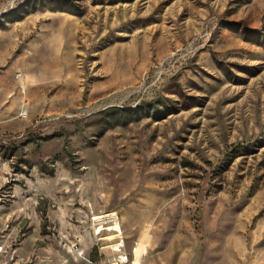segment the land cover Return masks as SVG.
Wrapping results in <instances>:
<instances>
[{
    "label": "rangeland",
    "instance_id": "obj_1",
    "mask_svg": "<svg viewBox=\"0 0 264 264\" xmlns=\"http://www.w3.org/2000/svg\"><path fill=\"white\" fill-rule=\"evenodd\" d=\"M0 142V264H264V0H0Z\"/></svg>",
    "mask_w": 264,
    "mask_h": 264
},
{
    "label": "crops",
    "instance_id": "obj_2",
    "mask_svg": "<svg viewBox=\"0 0 264 264\" xmlns=\"http://www.w3.org/2000/svg\"><path fill=\"white\" fill-rule=\"evenodd\" d=\"M73 229H67L68 232H79L80 236L77 240L78 250H75L73 246H69L65 253L73 258L68 264H86L85 260L88 261L87 264H113L115 262L127 263L120 259V256H124L123 254L125 247L122 246L119 241V232L122 231V228L116 225H90L85 226L86 230H84V234H82V230L80 227H72ZM64 231V230H63ZM119 245L120 250L115 249L117 245ZM96 248V256H98L97 260H92L91 254ZM138 250L137 247L134 248V253ZM77 253H76V252ZM83 256V259L80 256ZM139 263L140 261L135 259L132 261V264ZM143 264V263H142Z\"/></svg>",
    "mask_w": 264,
    "mask_h": 264
},
{
    "label": "trees",
    "instance_id": "obj_3",
    "mask_svg": "<svg viewBox=\"0 0 264 264\" xmlns=\"http://www.w3.org/2000/svg\"><path fill=\"white\" fill-rule=\"evenodd\" d=\"M9 150H10L9 144L5 145V144H2L0 142V156L8 157L11 153V152H9ZM96 252H97V250H96V248H94V250L91 254L92 260L98 259V256H96Z\"/></svg>",
    "mask_w": 264,
    "mask_h": 264
},
{
    "label": "bare ground",
    "instance_id": "obj_4",
    "mask_svg": "<svg viewBox=\"0 0 264 264\" xmlns=\"http://www.w3.org/2000/svg\"><path fill=\"white\" fill-rule=\"evenodd\" d=\"M98 217H99V216H98ZM98 217H96V218H98ZM96 218H95V219H96ZM0 249H1V248H0ZM121 258H122L121 260L124 261V262L127 260V257H126V256H122ZM136 264H138V263H136Z\"/></svg>",
    "mask_w": 264,
    "mask_h": 264
},
{
    "label": "built area",
    "instance_id": "obj_5",
    "mask_svg": "<svg viewBox=\"0 0 264 264\" xmlns=\"http://www.w3.org/2000/svg\"><path fill=\"white\" fill-rule=\"evenodd\" d=\"M121 257H122V256H120V259H122ZM126 257H127V256H126ZM113 264H120V263H119V262H115V263H113Z\"/></svg>",
    "mask_w": 264,
    "mask_h": 264
}]
</instances>
